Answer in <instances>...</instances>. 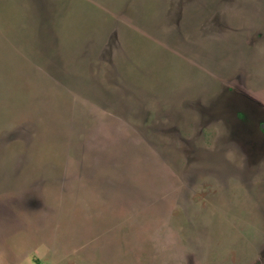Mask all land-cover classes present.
Returning <instances> with one entry per match:
<instances>
[{"label":"rangeland","instance_id":"rangeland-1","mask_svg":"<svg viewBox=\"0 0 264 264\" xmlns=\"http://www.w3.org/2000/svg\"><path fill=\"white\" fill-rule=\"evenodd\" d=\"M0 264H264V0H0Z\"/></svg>","mask_w":264,"mask_h":264},{"label":"clouds","instance_id":"clouds-1","mask_svg":"<svg viewBox=\"0 0 264 264\" xmlns=\"http://www.w3.org/2000/svg\"><path fill=\"white\" fill-rule=\"evenodd\" d=\"M210 147H215V145H211ZM225 158L228 159L229 161L233 160L234 157L237 155H242V153L239 152L238 146L237 147H230L228 148L225 153Z\"/></svg>","mask_w":264,"mask_h":264}]
</instances>
